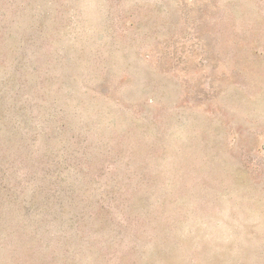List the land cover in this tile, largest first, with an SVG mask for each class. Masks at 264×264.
<instances>
[{
    "label": "rangeland",
    "instance_id": "374dc122",
    "mask_svg": "<svg viewBox=\"0 0 264 264\" xmlns=\"http://www.w3.org/2000/svg\"><path fill=\"white\" fill-rule=\"evenodd\" d=\"M0 264H264V0H0Z\"/></svg>",
    "mask_w": 264,
    "mask_h": 264
}]
</instances>
